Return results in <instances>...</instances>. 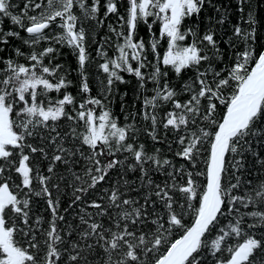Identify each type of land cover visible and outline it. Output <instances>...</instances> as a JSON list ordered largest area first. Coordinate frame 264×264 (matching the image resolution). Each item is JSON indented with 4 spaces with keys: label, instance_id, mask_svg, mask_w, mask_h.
Here are the masks:
<instances>
[{
    "label": "snow or ice",
    "instance_id": "obj_1",
    "mask_svg": "<svg viewBox=\"0 0 264 264\" xmlns=\"http://www.w3.org/2000/svg\"><path fill=\"white\" fill-rule=\"evenodd\" d=\"M250 3L237 0L242 24L226 52L212 26L226 12L213 0H0V24L15 26L0 28V264H206V252L212 264H264V159L255 182L243 171L264 147V43L255 10L244 19ZM206 9L219 18L201 34ZM105 27L94 60L89 31ZM63 48L77 85L58 62ZM93 62L102 98L91 95ZM125 73L139 108L121 126L110 104ZM141 132L172 158L149 152ZM62 182L73 190L63 213L87 206L78 223L61 214ZM33 197L50 219L33 213Z\"/></svg>",
    "mask_w": 264,
    "mask_h": 264
},
{
    "label": "trees",
    "instance_id": "obj_2",
    "mask_svg": "<svg viewBox=\"0 0 264 264\" xmlns=\"http://www.w3.org/2000/svg\"><path fill=\"white\" fill-rule=\"evenodd\" d=\"M13 3L17 4L18 6L21 5V0H12ZM213 2L218 5L224 12H226V23L221 28L220 25L215 24L213 21V27L215 28L216 36L215 38L219 41H221L220 47L224 49L226 52L228 51L227 46L223 43L224 40H227L231 34H232V25L234 24H242L241 20V14L237 11V0H213ZM254 9L256 16L259 21L260 25V37L259 40L261 43H264V0H251L250 4L245 5V13H244V19H247V12L249 9ZM207 16H213L215 19L219 18V14L216 13L214 9H206L205 12L201 14V24H200V32L203 34L205 29L209 26L208 21L206 19ZM114 22V21H113ZM246 27V25H244ZM9 27H15L10 24V21H5V23L0 24V28H3L7 30ZM155 27V26H154ZM19 30V29H17ZM107 33V28L99 29L95 33H92L91 30L89 31V52L92 54L94 60H95V48L98 46L97 44L92 43V36L95 35L96 40H99L101 37L105 36ZM21 35H26V33L21 32ZM141 35H144V31L141 32ZM192 38H189L188 41L185 43H190ZM14 44H18L19 41H12ZM161 45L163 47L160 48V52L162 54L164 48H166L165 41H161ZM61 51L64 53L63 56H61L58 60L59 63L65 65L69 72L68 78L73 81L74 85L78 84V71H77V64H76V58L71 54V52L67 48L61 49ZM228 57L225 56V60L227 61ZM219 67V66H218ZM88 74H89V80L92 87V93L93 96H98L102 98L101 94V79L105 76V74L101 71H99L97 64L95 62L91 63L88 67ZM125 80L127 83L121 84L117 82L113 87V94L111 98V104L110 108L114 116L117 118L118 124L121 126L125 123V116L128 115L130 112L135 111L136 109L133 108V104H136V108H139V101L136 100V80L134 77L129 76L127 73L123 74ZM184 78L187 79L189 75H192L190 71L185 72ZM172 78L175 81V76L172 74ZM177 84H179V81H175ZM149 88H151V85H149ZM73 93V95H76L78 88L72 87L68 89ZM126 94V95H125ZM55 95V94H53ZM121 96H123L124 100V109L121 108ZM79 102V98H78ZM221 111H223V108L221 106ZM139 126V125H138ZM82 129H78V131H81ZM139 143L145 144L146 148L149 152L154 151V148L159 147L162 148V156H167L169 159L172 158V154L167 151L166 145L162 144H153V142L146 137L145 134L142 132L137 137ZM255 149V156L252 154H246L245 158V165L246 168L243 170L245 176H248V171L251 170V175L248 176L249 180H252L255 182V177L261 175V172H257L255 169H253V163L256 161V158L259 157L260 159H264V147H261L260 144H254ZM119 159H123V155L118 154ZM182 161L174 160V163H181ZM83 163V162H82ZM49 164L48 160H42L40 163L41 171L45 174H47L46 169ZM64 165L58 164V167L56 171L60 174H63L65 176H68L69 174L64 171ZM203 167V165H201ZM260 165L256 163V169H259ZM75 171L79 172L80 169L77 167L74 169ZM139 173H129L128 176L131 179H135ZM70 179V178H69ZM112 180L117 179L116 173L113 172L112 174ZM156 179H161L158 175L156 176ZM243 179V177H242ZM110 182H101V188L93 193V195L88 197V202L95 199L97 202H99V196L103 194V189L109 187ZM54 195L55 189H53ZM239 194V193H237ZM60 197V203H61V214L67 215V218L70 222L78 223V217L77 214L80 212V207H87L85 205H76L73 206L72 209L69 210L67 214L63 213V208L67 207V205L71 202V199L73 197V190L70 187H67L63 182L61 183V192L59 193ZM33 213L36 215H43L46 218L50 219V214L46 211V205L44 203V200L40 197H33V204H32ZM87 211H94L93 209H87ZM227 223V221H225ZM44 227L47 228V224H44ZM206 261V264H212V257L210 253L206 252L205 256L203 257Z\"/></svg>",
    "mask_w": 264,
    "mask_h": 264
}]
</instances>
